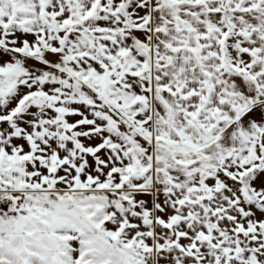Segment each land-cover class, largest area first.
Listing matches in <instances>:
<instances>
[{
	"label": "snow or ice",
	"instance_id": "obj_1",
	"mask_svg": "<svg viewBox=\"0 0 264 264\" xmlns=\"http://www.w3.org/2000/svg\"><path fill=\"white\" fill-rule=\"evenodd\" d=\"M0 264H264V0H0Z\"/></svg>",
	"mask_w": 264,
	"mask_h": 264
}]
</instances>
